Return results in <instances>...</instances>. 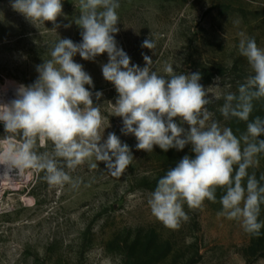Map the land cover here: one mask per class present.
Returning <instances> with one entry per match:
<instances>
[{"label": "rangeland", "instance_id": "obj_1", "mask_svg": "<svg viewBox=\"0 0 264 264\" xmlns=\"http://www.w3.org/2000/svg\"><path fill=\"white\" fill-rule=\"evenodd\" d=\"M118 2L119 32L113 35L117 46L130 57V66L143 68L147 55L159 75L166 76L165 65H171L177 74L199 72V83L213 99L207 105L213 114L208 123L229 127L238 138L246 133L247 123L256 117L264 119V98L253 101L249 121L226 119L220 112L225 95H238L239 86L254 75L239 52L238 33L244 32L264 48V0ZM12 3L0 0V84L10 81L28 86L36 81L37 66L50 59L49 51L60 38L82 42L83 29L74 22L80 15L79 0H62V15L55 24H33ZM146 39L155 43L154 49L142 47ZM73 60L93 80L94 87H85L105 118L100 143L115 133L129 146L132 163L120 177H113L105 163L93 157L98 165L95 169L87 161L75 170L64 167L79 181L75 187L49 185L40 172L28 175L20 190H7L0 198V264H264V227L254 236L244 231L240 220L218 216L222 211L219 201L225 194L221 188L215 203L206 199L197 209L184 204L189 219L176 229L152 215L148 200L158 180L185 155L195 158L191 145L183 150L164 151L156 145L151 153L138 150L135 136L121 131L122 117L112 115L109 102L114 105L119 94L102 74L107 53L95 60H84L77 53ZM96 92L102 93L99 100ZM173 119L181 123L178 117ZM181 126L189 128L187 123ZM5 135L0 122V138ZM52 149L49 142L38 151ZM257 159L259 166L249 168L248 173H255L259 181L264 175V153ZM246 182L247 177L242 181L245 188ZM260 183L264 185V181ZM258 222L264 223V204Z\"/></svg>", "mask_w": 264, "mask_h": 264}, {"label": "clouds", "instance_id": "obj_2", "mask_svg": "<svg viewBox=\"0 0 264 264\" xmlns=\"http://www.w3.org/2000/svg\"><path fill=\"white\" fill-rule=\"evenodd\" d=\"M11 6L33 24H55L63 9L62 0H13ZM79 8L80 15L74 22L83 29L82 42L60 38L49 51L50 59L37 66L36 81L28 86L21 84L15 99L0 102V122L6 133L0 138V165L5 169L0 182L13 181L9 173L18 169L22 178L44 172L49 185L68 183L75 187L79 181H74L64 167L75 170L87 161L95 169L98 165L92 162L93 157L96 162H104L113 177L124 173L133 160L130 148L115 133H109L100 143L105 118L100 105L93 103V93L85 87H94L93 80L73 60L77 53L84 60L107 53L102 74L119 94L114 105L109 103L114 109L112 115L123 119V134L134 135L136 148L148 153L154 145L167 151L183 150L188 144L195 153V158L185 155L158 180L148 200L152 215L166 227L176 229L181 221L189 219L184 204L197 209L206 199L215 203L216 191L221 188L225 194L217 215L240 220L246 233L259 236L264 227L258 222L264 204V185L260 183L264 175L258 181L248 169L258 167L257 157L264 153V139H257L264 135V119L256 117L247 123L246 133L239 138L229 127L221 128L216 121L208 123L213 114L207 105L213 99L199 83V72L177 74L171 65H165L166 76L159 75L147 55L143 56V68L130 66V57L117 46L113 35L119 32L118 0H79ZM238 35L239 52L254 75L239 86L238 95H225L220 112L226 119L249 121L253 101L264 98V48L244 32ZM142 47L154 49L155 43L146 39ZM95 96L99 100L102 93ZM177 117L180 124L174 122ZM183 123L189 126L187 130ZM49 142L53 145L51 152L38 151L47 148ZM245 177L246 188L242 184Z\"/></svg>", "mask_w": 264, "mask_h": 264}, {"label": "bare ground", "instance_id": "obj_3", "mask_svg": "<svg viewBox=\"0 0 264 264\" xmlns=\"http://www.w3.org/2000/svg\"><path fill=\"white\" fill-rule=\"evenodd\" d=\"M18 87L19 86L15 82L10 81L6 82L4 85L0 84V102L6 103L15 99V92ZM4 170V166L0 165V179L3 178ZM9 175L13 181L9 182L8 180H4L0 182V198L7 190H20L29 178L28 175L22 178L18 173V169H13Z\"/></svg>", "mask_w": 264, "mask_h": 264}]
</instances>
